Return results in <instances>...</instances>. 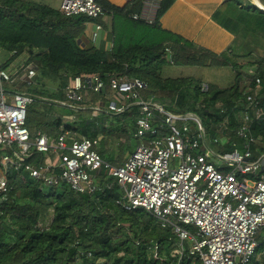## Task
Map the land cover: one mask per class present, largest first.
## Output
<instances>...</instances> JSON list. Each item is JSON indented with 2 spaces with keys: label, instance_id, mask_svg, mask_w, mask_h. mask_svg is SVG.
I'll use <instances>...</instances> for the list:
<instances>
[{
  "label": "trees",
  "instance_id": "obj_1",
  "mask_svg": "<svg viewBox=\"0 0 264 264\" xmlns=\"http://www.w3.org/2000/svg\"><path fill=\"white\" fill-rule=\"evenodd\" d=\"M97 1L114 18L113 47L109 50L95 44L81 45L82 24L90 20L84 15L65 16L38 0H0V49L8 53L5 64L26 51L37 68L34 84L27 89L35 96L27 118L32 133L43 131L57 137L61 130H69L92 139L108 134L104 124L107 112L71 121L76 110L61 104L71 77L99 74L103 78H140L148 85V95L166 101L167 107L178 106L182 113L197 114L211 136L228 118L232 141L244 145L245 139L239 138L237 130L244 124V112L252 113L247 101L252 85L246 75L249 67L256 66L264 94V56L254 55L253 48L246 46L247 41H264L263 10L251 2L229 0L233 10L221 22L236 35V41L217 55L161 27L160 18L175 0L162 1L152 24L132 17L141 13L144 0H132L125 7ZM260 1L264 5V0ZM241 58L248 60L243 63ZM253 58L257 61L250 60ZM201 65L230 67L233 81L227 87L210 84V89L203 91V78L164 75L168 66ZM50 84L56 89L52 91ZM261 107L264 109V97ZM137 111L138 107L132 106L123 114H114L115 129L134 133L133 115ZM252 118L249 131L257 139L252 150L258 156L264 153V116ZM124 124H130L129 129H123ZM226 150L232 151V147ZM100 153L109 161L105 152ZM7 176L13 189L0 201V264L189 263L188 257L180 262L176 252L179 238L172 228L162 227L144 208L127 209L124 192L115 182L107 186L101 179L99 191L81 194L67 184L44 186L16 171H8ZM51 210L50 225L42 227L41 220ZM155 245L158 258L153 256Z\"/></svg>",
  "mask_w": 264,
  "mask_h": 264
},
{
  "label": "built area",
  "instance_id": "obj_2",
  "mask_svg": "<svg viewBox=\"0 0 264 264\" xmlns=\"http://www.w3.org/2000/svg\"><path fill=\"white\" fill-rule=\"evenodd\" d=\"M162 1L144 0L141 13L132 17L154 23ZM59 11L93 20L106 14L97 0H63ZM100 30L97 24L94 39ZM7 60L0 63V201L13 189L8 171L48 187L67 184L81 194L99 191L101 179L107 186L115 182L124 192L127 209L144 208L162 227L172 228L179 238L180 262L188 257V264H264V153L254 155L252 144L257 139L249 131L252 117L264 116L263 83L256 68L246 70L253 85L247 91L252 113L244 112V124L237 130L245 139L242 147L228 137V118L217 125L219 135L210 137L197 114L166 110L168 103L147 95L148 85L140 78L71 77L63 105L76 109L75 103L85 101L84 92L110 89L117 95L110 102L92 105L93 117L103 112L120 115L138 107L134 136L142 143L117 166L97 150L100 137H78L69 130H61L57 137L32 133L27 118L35 96L24 88L34 84L36 65L26 51L6 65ZM200 86L203 91L210 89L207 81ZM228 146L232 151L226 150ZM51 150L58 156L45 162ZM153 251L158 258V245Z\"/></svg>",
  "mask_w": 264,
  "mask_h": 264
},
{
  "label": "crops",
  "instance_id": "obj_3",
  "mask_svg": "<svg viewBox=\"0 0 264 264\" xmlns=\"http://www.w3.org/2000/svg\"><path fill=\"white\" fill-rule=\"evenodd\" d=\"M38 1L59 10L63 0ZM107 1L118 7H125L132 0ZM249 1L264 9V5L260 0ZM232 10L233 4L229 3V0H175L160 18L159 24L163 29L179 35L194 43L197 47L220 55L228 51L236 41V35L225 28L221 22L231 14ZM113 19V16L105 14L100 19H90L84 22L79 36L81 45L90 46L95 44V46L104 50L111 49L113 47L111 35ZM97 24L102 26V30H100L98 37L94 39ZM203 81L209 82L206 79H203Z\"/></svg>",
  "mask_w": 264,
  "mask_h": 264
},
{
  "label": "rangeland",
  "instance_id": "obj_4",
  "mask_svg": "<svg viewBox=\"0 0 264 264\" xmlns=\"http://www.w3.org/2000/svg\"><path fill=\"white\" fill-rule=\"evenodd\" d=\"M244 4H249V0H242ZM246 46L253 48L254 55H257L259 57L264 56V41L263 40H257L255 42L253 41H247ZM8 58L7 51L0 49V63L4 62ZM248 59L241 58V62H245ZM252 61H257L256 59H250ZM253 67V66H251ZM250 67V68H251ZM256 67V66H255ZM254 67V68H255ZM247 70V69H246ZM175 75V76H181V75H192L196 78H203L208 80L211 83H214L219 86H229L230 83L233 81L234 78V71L230 67L226 66H210L206 67L204 65L201 66H168L164 70V75ZM210 83V84H211ZM49 87L53 90L56 89V86H53L52 84L49 85ZM28 88H24V90H27ZM147 94V91H144ZM117 95L114 91L107 89L106 93H97L92 90H89L87 92H84L85 101L81 103H75L74 106L76 107V110L74 113L76 116L72 117L71 121L79 119L80 116L83 117H89L91 113L90 107L100 101L110 102L111 99ZM148 95V94H147ZM83 108V109H81ZM59 110V108L55 107V111ZM166 110L172 112V113H182L178 110V106H169L166 107ZM57 114V113H56ZM55 116V115H54ZM79 116V117H78ZM105 126L109 132L101 133L99 137L101 138L100 144L97 146V150L99 152H105L107 154V158H109V161L113 165H123L125 161L128 158L129 152H133L141 143L142 140L137 137H133L134 133L130 130L128 131L129 135L126 133L121 132V130L115 129L117 128L118 124H116V115H105ZM130 124L127 126V124H124L122 127L125 130L129 129ZM114 128V129H113ZM131 132L133 134H131ZM132 135V136H131ZM219 135V134H218ZM216 135V136H218ZM78 137H81L80 135H77ZM212 137V136H210ZM228 137L232 138L233 136L228 132ZM218 150L224 151L225 147L216 146ZM58 154L54 151H50L48 155H46L43 159L45 162L49 160V158L57 157ZM46 191H48V188H46ZM52 221V210L48 213L46 218L44 220H41L42 227H48ZM186 244L189 245V241H186ZM253 264V261L250 263Z\"/></svg>",
  "mask_w": 264,
  "mask_h": 264
},
{
  "label": "water",
  "instance_id": "obj_5",
  "mask_svg": "<svg viewBox=\"0 0 264 264\" xmlns=\"http://www.w3.org/2000/svg\"><path fill=\"white\" fill-rule=\"evenodd\" d=\"M257 6V5H256ZM258 7V6H257ZM259 8V7H258ZM261 10H263V9H261ZM264 11V10H263Z\"/></svg>",
  "mask_w": 264,
  "mask_h": 264
},
{
  "label": "bare ground",
  "instance_id": "obj_6",
  "mask_svg": "<svg viewBox=\"0 0 264 264\" xmlns=\"http://www.w3.org/2000/svg\"><path fill=\"white\" fill-rule=\"evenodd\" d=\"M259 7V6H258ZM261 9V7H259ZM264 10V9H263Z\"/></svg>",
  "mask_w": 264,
  "mask_h": 264
}]
</instances>
